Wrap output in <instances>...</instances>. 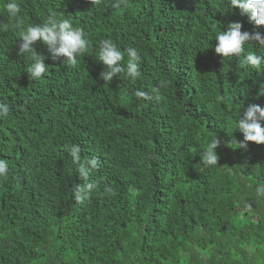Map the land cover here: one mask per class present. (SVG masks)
Here are the masks:
<instances>
[{
    "label": "trees",
    "instance_id": "1",
    "mask_svg": "<svg viewBox=\"0 0 264 264\" xmlns=\"http://www.w3.org/2000/svg\"><path fill=\"white\" fill-rule=\"evenodd\" d=\"M7 2L0 264H264V145L239 149L233 119L251 104L264 107V66L242 68L214 51L230 23L249 33L264 26L229 0H127L119 8L116 0H17L19 25L7 18ZM50 15L70 18L89 47L70 66L37 42L49 70L29 80L31 54L19 55L18 33ZM103 39L136 47L142 75L103 81ZM138 89L154 98L136 97ZM216 138L218 166H205L201 152Z\"/></svg>",
    "mask_w": 264,
    "mask_h": 264
},
{
    "label": "clouds",
    "instance_id": "2",
    "mask_svg": "<svg viewBox=\"0 0 264 264\" xmlns=\"http://www.w3.org/2000/svg\"><path fill=\"white\" fill-rule=\"evenodd\" d=\"M127 0H116L114 7L119 8L126 4ZM229 6L232 10L239 9L242 15H247L249 20L257 27L264 26V0H229ZM9 20L19 22L21 20L22 8L17 0H8L4 7ZM241 22H232L227 26V30H221L215 37L217 41L214 51L217 55L225 58L239 59L242 68H253L258 72L264 66V55L257 54L249 50V45H255L259 49H264V34L260 32L249 33L242 31ZM8 29V22L0 19V31ZM19 35V55L30 53L31 63L25 68L29 80H40L48 72V66L45 64L43 55H39L35 49L37 42L44 43L55 58H65L64 64L76 66L78 57L83 55L88 47L89 40L87 33L79 27L73 25L70 18H58L50 15L47 21L42 24L27 25L22 27ZM252 42V43H250ZM99 62L104 65L105 70L101 73V79L107 84L114 78H119L123 72L127 77L135 81L142 75L140 70L141 56L136 47H127L123 51L111 39H103L99 42ZM127 62L123 64L125 55ZM262 95V94H261ZM135 96L145 101L152 100L153 94L143 89H138ZM158 99L159 97H155ZM10 107L0 102V119L9 116ZM239 117V110L233 114L236 125V131L243 135V140L234 144L239 149H247L249 142L257 145H264V107L259 104H251L244 112L242 119ZM235 131V132H236ZM221 141L213 139L205 150L201 152V163L205 166H218L219 156L217 149ZM80 149L78 146L71 148L73 157H77ZM9 172L8 163L0 159V178H6ZM264 192V189H258ZM79 198V197H78Z\"/></svg>",
    "mask_w": 264,
    "mask_h": 264
}]
</instances>
